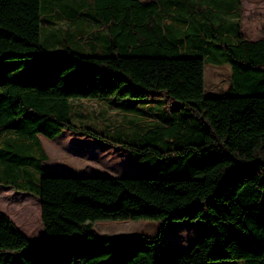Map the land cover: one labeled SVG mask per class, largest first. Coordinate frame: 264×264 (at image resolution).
Wrapping results in <instances>:
<instances>
[{"label":"trees","instance_id":"trees-1","mask_svg":"<svg viewBox=\"0 0 264 264\" xmlns=\"http://www.w3.org/2000/svg\"><path fill=\"white\" fill-rule=\"evenodd\" d=\"M55 1L0 0V184L40 200L45 230L35 244L0 211V264H264V27L244 35L242 0H81L97 48L69 32L52 49ZM210 63L231 68L224 96L206 94ZM82 100L153 105L157 122L133 138L97 132L73 120ZM65 130L126 149L139 174L50 175L39 136ZM185 219L206 227L187 252L164 242ZM101 221L161 226L110 237Z\"/></svg>","mask_w":264,"mask_h":264},{"label":"rangeland","instance_id":"rangeland-1","mask_svg":"<svg viewBox=\"0 0 264 264\" xmlns=\"http://www.w3.org/2000/svg\"><path fill=\"white\" fill-rule=\"evenodd\" d=\"M152 1V0H143ZM242 32L256 41L262 37L264 27V0H242ZM231 80V68L228 64H207L205 71L206 94L212 97L224 96ZM78 126L92 128L97 132L113 133L121 131L127 137H134L144 132L157 122L154 111L124 115L109 104L93 101L74 102ZM116 138V134H112ZM118 135V134H117ZM40 140L48 154L49 168L63 169L76 177L123 178L139 174L129 153L119 145L96 140L84 133L65 130L61 136L52 141L40 136ZM37 146V145H36ZM37 148V147H36ZM36 158L40 159L36 151ZM34 163H39L38 160ZM46 164V163H45ZM56 167V168H55ZM34 187V186H30ZM14 194L13 198H0V205L10 212L13 218L25 228L41 230V202L35 196ZM21 200V202H20ZM28 215L32 217L28 219ZM11 216V217H12ZM161 226L157 221H101L94 226L99 236H154ZM39 227V228H38ZM206 230L203 220L185 219L174 221L166 226L164 242L179 246L184 252L189 251L194 242L204 235ZM27 233V232H26ZM33 243L40 237H32ZM43 250L42 247H40ZM39 250V249H35ZM34 254H36L34 252ZM41 264V263H40ZM214 264H235L233 261ZM240 264V263H238Z\"/></svg>","mask_w":264,"mask_h":264},{"label":"crops","instance_id":"crops-1","mask_svg":"<svg viewBox=\"0 0 264 264\" xmlns=\"http://www.w3.org/2000/svg\"><path fill=\"white\" fill-rule=\"evenodd\" d=\"M141 1H143V0H141ZM156 1H158V0L143 1V2H156ZM86 2L88 3L87 5L89 6V8L93 9V5H94L93 2L90 1V0L86 1ZM54 3L56 5L55 6V12H52L51 14L46 15V20L49 23H47L45 25V30H46L45 31V40L50 43V47H52V49H57L56 47L59 48L60 46L56 45L57 42L60 41V39L57 38L58 37L57 34H59L61 36V39H62V36L66 37V35L70 32V33H72L73 36L78 37L77 40H75V42H78V40H80L81 37H83V40L81 39L82 40L81 41L82 42L81 46H83L84 48L85 47H88L89 49L97 48V46L95 44L96 40H95V37H94L97 29L94 26V24L91 22V17H89L90 14H92L93 11L91 10L92 11L91 13L90 12L88 13V12L83 11V10L81 11L80 6L82 4H80V3H83V1H81V0H56ZM74 11L75 12L77 11L76 13H78L77 15L75 14V18H73L71 16V14H74ZM87 15H89V16H87ZM71 18H73V19H71ZM101 103H103V102H101ZM104 103L108 104L106 102H104ZM149 107L151 108L149 110L153 109V105H150ZM113 108H115V107H113ZM142 108H143V106H142ZM115 110H117L120 113L122 112L121 110H119L117 108H115ZM144 111L145 110H141V111H139L137 113H143ZM122 113L124 115L136 114V113L127 114V113H124V112H122ZM76 118H77V111L75 110V116H74L73 120L75 121ZM61 134L59 136H61ZM56 139H54V140H56ZM39 140H40V136H39ZM54 140H52V141H54ZM40 143H41V146L43 147V149H44V151H45V153H46V155L48 157L47 151L45 150L41 140H40ZM48 159H49V157H48ZM47 162H48V160H47ZM47 162H46V164L44 166L48 170L47 172H49L50 175L72 176L69 173H65L63 169H59V168H56V167H55L56 169L49 168V166L47 165ZM11 191H15L16 194H21L23 197H25V196H33V195H30V194H27V193L18 192L15 189H13L12 187H8V186L0 184V198L3 197V198H7V199H9V198H13L14 199L15 198L14 197L15 193L13 194ZM20 202H21V200H20ZM0 211L5 213L6 215H8L13 220V222L17 225V227L20 230H22L27 236H28L27 233H30L32 235V237L33 236L34 237H38V238L40 237V240L45 237V230H44V225H43V222H42V211H41V223H40L41 224L40 225L41 226V230H40V232H37V231L33 230L31 227L30 228L23 227L21 224H19L13 218V216L10 214V212L5 210L4 207L1 206V205H0ZM31 217H32L31 215H28V219L31 218Z\"/></svg>","mask_w":264,"mask_h":264}]
</instances>
